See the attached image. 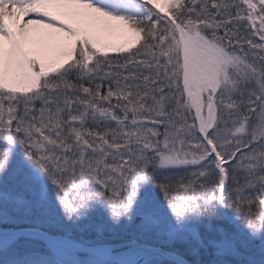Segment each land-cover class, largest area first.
Instances as JSON below:
<instances>
[{
  "label": "snow or ice",
  "instance_id": "6c2138e0",
  "mask_svg": "<svg viewBox=\"0 0 264 264\" xmlns=\"http://www.w3.org/2000/svg\"><path fill=\"white\" fill-rule=\"evenodd\" d=\"M0 261L264 264V0H0Z\"/></svg>",
  "mask_w": 264,
  "mask_h": 264
},
{
  "label": "bare ground",
  "instance_id": "6f19581e",
  "mask_svg": "<svg viewBox=\"0 0 264 264\" xmlns=\"http://www.w3.org/2000/svg\"><path fill=\"white\" fill-rule=\"evenodd\" d=\"M126 42H130V41L127 38L120 37V36L113 37L110 40V43L113 44V45H120V44H123V43H126ZM109 49H111V48H109Z\"/></svg>",
  "mask_w": 264,
  "mask_h": 264
},
{
  "label": "rangeland",
  "instance_id": "374dc122",
  "mask_svg": "<svg viewBox=\"0 0 264 264\" xmlns=\"http://www.w3.org/2000/svg\"><path fill=\"white\" fill-rule=\"evenodd\" d=\"M129 35H131V34H129ZM129 40V39H128ZM130 41V40H129ZM130 42H126V43H123V44H129ZM109 54H113V51H112V49H109ZM0 264H2V261H0Z\"/></svg>",
  "mask_w": 264,
  "mask_h": 264
}]
</instances>
